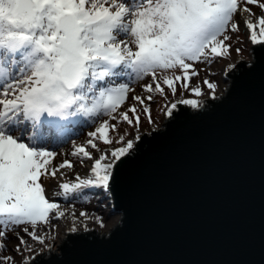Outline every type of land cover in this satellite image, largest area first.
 <instances>
[{"label":"snow or ice","instance_id":"6c2138e0","mask_svg":"<svg viewBox=\"0 0 264 264\" xmlns=\"http://www.w3.org/2000/svg\"><path fill=\"white\" fill-rule=\"evenodd\" d=\"M254 4L264 11L259 0H0V253L8 234L21 225L30 226L22 231L43 245L37 226L66 215L56 199L72 201L86 189H108L116 163L134 142L110 153L96 142L113 144L110 133L118 129L110 120L139 124L135 104L120 112L132 85L151 78L144 85L149 95L132 97L142 106L153 99L151 93L164 94L162 85L172 95L179 86L202 96L199 87L189 89L199 75L194 65L229 54L227 33L240 30L234 22L238 12L249 14L241 19L250 40L264 44V15L253 23L251 9L244 6ZM203 83L215 98L217 85ZM178 103L200 106L197 99ZM73 122L96 125L87 143L101 154L94 157L76 147L73 155L82 157L81 163L93 161L89 173L77 175L75 182L52 183L46 196L42 177L56 179L61 169L73 168L67 160L50 168L57 153L48 147L64 140ZM26 244L19 237L15 251ZM12 261L0 257V264Z\"/></svg>","mask_w":264,"mask_h":264},{"label":"water","instance_id":"95a60500","mask_svg":"<svg viewBox=\"0 0 264 264\" xmlns=\"http://www.w3.org/2000/svg\"><path fill=\"white\" fill-rule=\"evenodd\" d=\"M251 49L223 94L177 101L116 163L109 237L70 234L28 264H264V44Z\"/></svg>","mask_w":264,"mask_h":264},{"label":"rangeland","instance_id":"374dc122","mask_svg":"<svg viewBox=\"0 0 264 264\" xmlns=\"http://www.w3.org/2000/svg\"><path fill=\"white\" fill-rule=\"evenodd\" d=\"M259 3H264V0H259ZM251 9L253 15H251L250 19L253 23L258 21V18L261 15H264V11H262L258 5H244ZM238 12L237 15L234 17V22L240 23V30L238 32H231L229 31L227 34L231 37L229 43L231 48L229 50V54L225 57H218L214 60L202 63H196L194 65L195 69L199 72L198 76L192 77L191 82L189 83V89L192 87H199L201 91L204 93L200 97H196L192 94V92L185 91L178 86V90L176 95H172L171 91L167 88V86L162 85L165 88V92L163 95L153 92L151 95L153 99L151 101H146L145 105H140L135 102L132 97L133 96H147L149 93L144 91V85L151 83V78L146 77L145 79L139 81L138 83L132 85L134 91L129 93V98L126 103L121 107L120 112L126 111L130 106L133 104L136 105L138 109V114L140 116V122L138 125H129L123 121H109L110 123L117 124V132L110 133L111 138L113 140V144L111 145H103L101 141H97L98 147L104 151L110 153L112 150L123 147L126 145V142L131 140L134 143L136 142V137H140L145 131H151L153 128H158L164 122L165 117L168 115L167 113L171 111V104L176 103L181 99H197L200 101V105L204 104L205 100L208 98H212L213 94L210 89L207 88V85L203 83L204 80H208L217 85L215 89V96L222 94L224 89L226 88V73L238 62L240 59L250 60L252 59V49L251 45L253 42L250 40L249 36L250 33L246 30L241 17L245 16V19L249 18V14L244 13L240 14ZM239 48L240 51L237 52L235 49ZM211 64V65H210ZM177 74H181L180 70H176ZM147 107L149 112H144L143 108ZM131 115V114H130ZM150 116V119H149ZM102 119H109L108 117H103ZM72 126V127H71ZM96 125H91L88 123L82 122H75V124L69 125L70 131L68 136L61 141L62 146L65 149H70V151L66 152L63 155V162L69 158V160L73 163V161L79 162L82 166L81 168L73 166V170L77 169L79 171V176L84 177L83 175L85 171H87L89 162L91 160L84 159L83 163H81L82 157H78L73 155L75 148L78 146H84L85 148L89 149L93 156L95 157L98 152L96 149H91L90 145H88L87 141L90 139L88 133L95 130ZM81 130V131H80ZM123 137V143H119L117 141ZM66 141V142H65ZM49 150L55 151L57 154L52 159L51 164L49 167H59L57 163L59 158V148L54 147L51 143L48 145ZM65 171L64 169H61ZM58 175V173H57ZM71 178H74L73 176ZM75 179V178H74ZM41 182L44 184L46 188V182L44 181L43 177ZM75 182V181H74ZM91 194V197H87L85 194ZM92 193H96L95 196H92ZM47 189H46V196H47ZM90 198L88 201L87 199ZM81 200H85L80 202ZM87 201V202H86ZM57 203L63 204V207L67 205H73L76 217L78 219H87L89 218L91 222H93L94 229H96L100 233H107L113 226L119 223V215L118 212L113 211V203H112V196L111 191L109 188L104 190L102 188H89L86 189L83 193L80 194L79 199H74L72 201L64 200L63 198L56 199ZM61 210L65 211L66 215L63 218L58 219H51L49 224H39L36 228L37 234L42 235L45 237V243L43 245L39 244L37 241H33L31 237L22 231L23 227H30L27 225H21L18 229L14 232L9 233L7 239L3 242L6 244L5 249L2 253H0V257L11 256L13 257L12 262H6V264H28L30 260L36 257L38 254H41L49 249L52 251H59L58 246L63 243L62 241V234L61 228L65 224V222H69L68 212L63 208ZM96 207V208H95ZM99 207V208H98ZM97 209V210H96ZM81 211H85L89 213L90 211L93 214L91 217L89 214L87 217H80L79 213ZM101 211V212H100ZM71 213V212H69ZM68 218V219H67ZM54 223L56 226L51 227L50 224ZM103 225V226H101ZM83 231V230H78ZM19 237H23L24 240L27 241L26 245L21 246V251H15L17 244L19 243ZM30 249V250H29ZM29 259V260H28Z\"/></svg>","mask_w":264,"mask_h":264},{"label":"bare ground","instance_id":"6f19581e","mask_svg":"<svg viewBox=\"0 0 264 264\" xmlns=\"http://www.w3.org/2000/svg\"><path fill=\"white\" fill-rule=\"evenodd\" d=\"M242 13V12H241ZM240 13V14H241ZM242 14H244V13H242ZM245 15V14H244ZM243 15V18L245 19V16ZM211 65V64H210ZM228 78H229V80H230V76H228ZM228 79H226V81L228 82L229 81ZM225 90V89H224ZM224 93V92H223ZM222 93V94H223ZM213 98V97H212ZM212 98H208V100H211ZM207 100V99H206ZM206 100H205V103L204 104H206ZM204 104H202V105H204ZM201 106V105H200ZM168 116V115H167ZM166 120V117H165V119H164V121ZM72 124H75V122H73ZM72 127V126H71ZM81 131V130H80ZM66 142V141H65ZM64 143V142H63ZM63 143H56V144H51L52 146H54V147H57V148H59L60 146H62V144ZM68 151H70V149L68 148V149H65V147H60L59 148V153H60V155H59V158H58V161H57V163L60 165L61 163H63V160H64V158H63V155H65L66 154V152H68ZM104 151V150H103ZM101 153H98L97 155H100ZM96 155V156H97ZM67 161H70L69 160V158H67ZM93 163V161L91 160L90 162H89V166H88V169H87V171H85V173L83 174V175H87L88 173H89V168H90V165ZM73 166H76V167H79V168H81V164L79 163V162H76L75 163V161H73ZM64 170L65 171H63V170H60V172H58V175H57V178L56 179H51V180H48V181H45L46 182V189L48 188V186L49 185H51L52 183H60V182H74L75 181V177L77 176V175H79L80 173H79V171L77 170V169H67V168H64ZM74 177V178H71V177ZM110 185H111V181H110V184H109V190L111 191V188H110ZM85 195H87V197H91V194H85ZM96 195V193H92V196H95ZM111 196H112V203H113V211H116V212H118L117 211V209H115V205H114V199H113V194H112V191H111ZM90 198H88L87 199V201L89 200ZM83 201H85V200H81L80 202H83ZM86 201V202H87ZM62 205V207H63V204H61ZM63 208H65V210H67V214L69 215L68 216V218L70 219L69 220V222H65V224L63 225V227L61 228V233L60 234H62V241H63V243L61 244V245H59L58 246V248L60 247V246H63L64 245V243L66 242V241H68V236L70 235V234H74V233H76V234H80V233H87V234H90V236L91 235H97V236H100V237H109V235H108V233L112 230V229H114V228H117V226H118V224H116L115 226H113V228H111L107 233H100V232H98L96 229H94V225H93V222H91L90 221V219L89 218H87V219H78L76 216H73V215H71L69 212H72V210L74 209V206L73 205H67V206H65V207H63ZM96 208V207H95ZM99 208V207H98ZM97 210V209H96ZM101 212V211H100ZM91 217H93V214H92V212L90 211L89 213H88ZM67 218V219H68ZM61 221V220H60ZM59 221V219H58V222H60ZM57 224V223H56ZM56 224H54V223H51L50 224V226L51 227H53V226H56ZM73 227H75L76 228V231H72V228ZM83 230V231H78V230ZM52 251V250H51ZM47 253H48V251H47ZM35 258V257H34ZM29 260V259H28ZM33 260V259H32Z\"/></svg>","mask_w":264,"mask_h":264}]
</instances>
